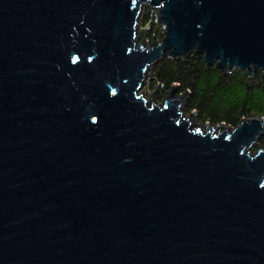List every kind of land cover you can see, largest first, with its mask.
Here are the masks:
<instances>
[{
    "label": "water",
    "instance_id": "95a60500",
    "mask_svg": "<svg viewBox=\"0 0 264 264\" xmlns=\"http://www.w3.org/2000/svg\"><path fill=\"white\" fill-rule=\"evenodd\" d=\"M191 51L264 72V0H0V264H264V118L140 93Z\"/></svg>",
    "mask_w": 264,
    "mask_h": 264
},
{
    "label": "trees",
    "instance_id": "16d2710c",
    "mask_svg": "<svg viewBox=\"0 0 264 264\" xmlns=\"http://www.w3.org/2000/svg\"><path fill=\"white\" fill-rule=\"evenodd\" d=\"M152 10L154 7L145 10L141 19L144 29L140 40L147 38L150 45L162 42L165 37L162 27L154 25ZM149 25L151 29L146 28ZM150 71L152 99L164 101L169 92L178 88L184 99L183 109L196 113L195 127L226 124L235 128L243 120L264 118V72L261 70L255 75L254 70L221 69L217 63L208 66L203 54L191 51L183 56L169 53ZM260 149H264V131L257 143V150Z\"/></svg>",
    "mask_w": 264,
    "mask_h": 264
},
{
    "label": "rangeland",
    "instance_id": "374dc122",
    "mask_svg": "<svg viewBox=\"0 0 264 264\" xmlns=\"http://www.w3.org/2000/svg\"><path fill=\"white\" fill-rule=\"evenodd\" d=\"M150 3L148 2V3H146V4H144L143 5V12L141 13V19H142V17H143V15H144V13H145V10H147V9H149L150 8V5H149ZM153 11V20H154V25H156V24H158V25H160L161 27H162V31L164 30L165 31V29H166V27L163 25V23L160 21V20H158V18H157V16H158V12H159V10L158 9H155L154 8V10H152ZM140 19V24H139V26H138V29H137V35H138V37L140 36V34H141V32H142V30H143V26H142V20ZM153 25V26H154ZM151 29V28H150ZM165 35V34H164ZM150 44H148V41H147V38L146 39H144V42H143V47H147V46H149ZM158 44H154V46H150V48H153V47H155V46H157ZM151 73V72H150ZM149 73V74H150ZM150 81H151V78L149 79V81H148V77H146V79H145V82H144V86L142 87V89H141V91H140V93H145L144 95L145 96H147L148 98V102H150V94L152 93L150 90H149V83H150ZM177 96L179 97V96H181V94H177ZM163 101H161V100H159V99H157L156 98V103H162ZM151 103V102H150ZM184 115H185V117H187V118H189V116H190V113L189 112H187L186 110H185V113H184ZM196 121H197V119H196ZM201 126L202 125H206V124H200ZM222 126V124L221 125H217L216 127H221ZM228 126L229 125H226L225 124V126L221 129V131H224V130H227L228 129ZM208 127H213L212 125H208ZM230 127V126H229ZM232 129V128H231ZM259 149V148H258ZM258 152V150H257V144L251 149V154L252 155H255L256 153Z\"/></svg>",
    "mask_w": 264,
    "mask_h": 264
},
{
    "label": "bare ground",
    "instance_id": "6f19581e",
    "mask_svg": "<svg viewBox=\"0 0 264 264\" xmlns=\"http://www.w3.org/2000/svg\"><path fill=\"white\" fill-rule=\"evenodd\" d=\"M164 25V24H163ZM165 26V25H164Z\"/></svg>",
    "mask_w": 264,
    "mask_h": 264
}]
</instances>
